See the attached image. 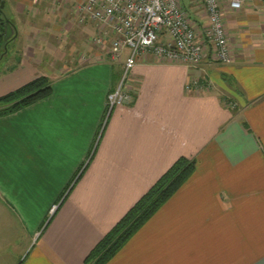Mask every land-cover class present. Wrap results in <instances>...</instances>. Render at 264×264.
Instances as JSON below:
<instances>
[{
    "label": "crops",
    "instance_id": "crops-1",
    "mask_svg": "<svg viewBox=\"0 0 264 264\" xmlns=\"http://www.w3.org/2000/svg\"><path fill=\"white\" fill-rule=\"evenodd\" d=\"M77 1L3 0L15 37L0 96L39 76L50 93L0 117V264H83L179 157L192 174L104 264H264V0L223 9L228 65L139 58L131 103L101 129L120 65L74 64L98 31ZM191 79L210 88L186 93Z\"/></svg>",
    "mask_w": 264,
    "mask_h": 264
},
{
    "label": "built area",
    "instance_id": "built-area-1",
    "mask_svg": "<svg viewBox=\"0 0 264 264\" xmlns=\"http://www.w3.org/2000/svg\"><path fill=\"white\" fill-rule=\"evenodd\" d=\"M201 5L202 25L192 21L181 0H78L75 11L78 21L87 20L97 28L94 45L107 43L105 61L119 63L118 83L106 93L100 129L115 107L132 101L130 72L136 61L150 55L155 62L196 68L205 52L221 64L231 63L224 30L223 9L237 11L254 0H192ZM210 88L191 79L185 92H202ZM231 105H229L230 107ZM55 206L49 209L53 212Z\"/></svg>",
    "mask_w": 264,
    "mask_h": 264
},
{
    "label": "trees",
    "instance_id": "trees-1",
    "mask_svg": "<svg viewBox=\"0 0 264 264\" xmlns=\"http://www.w3.org/2000/svg\"><path fill=\"white\" fill-rule=\"evenodd\" d=\"M7 19L4 7L0 11V56L9 40H2L1 24ZM9 21V19H8ZM10 22V21H9ZM50 93L45 76H39L0 96V117L13 114L32 103L44 99ZM194 161L179 157L132 205L115 225L93 246L83 264H104L120 247L159 209L172 194L189 178Z\"/></svg>",
    "mask_w": 264,
    "mask_h": 264
},
{
    "label": "rangeland",
    "instance_id": "rangeland-1",
    "mask_svg": "<svg viewBox=\"0 0 264 264\" xmlns=\"http://www.w3.org/2000/svg\"><path fill=\"white\" fill-rule=\"evenodd\" d=\"M182 1V5H185L187 2V0H181ZM6 12V11H4ZM200 25V24H199ZM107 51V47L104 49V47L100 48L97 47L95 45H92L90 43V50L87 51L86 53H81L77 59V61L74 64H85V63H89V62H95V61H102L105 60V53ZM11 44H8L7 46V51H6V55L2 54L0 57H3L2 59H0V71L2 70L3 66H7L10 62L11 59ZM57 60V58H54ZM51 61L46 62L47 68L46 70H50L51 72H56V70L54 69L55 66H59L61 62L58 61V64H55V66L53 68L50 67ZM73 64V66H74ZM115 64V63H114ZM54 69V70H53ZM66 70V68H61V69H57V72L62 73ZM58 204V203H57Z\"/></svg>",
    "mask_w": 264,
    "mask_h": 264
},
{
    "label": "water",
    "instance_id": "water-1",
    "mask_svg": "<svg viewBox=\"0 0 264 264\" xmlns=\"http://www.w3.org/2000/svg\"><path fill=\"white\" fill-rule=\"evenodd\" d=\"M2 8H3V0H0V11L2 10ZM1 28H2V40L3 41H7L11 38L14 39L15 37L14 27L11 25L8 19H3ZM3 49H4L3 54H5L6 52L5 46H3Z\"/></svg>",
    "mask_w": 264,
    "mask_h": 264
}]
</instances>
